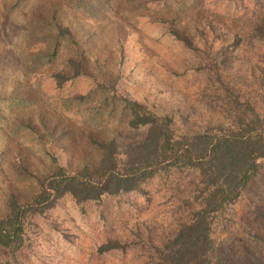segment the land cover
Segmentation results:
<instances>
[{"label": "rangeland", "instance_id": "obj_1", "mask_svg": "<svg viewBox=\"0 0 264 264\" xmlns=\"http://www.w3.org/2000/svg\"><path fill=\"white\" fill-rule=\"evenodd\" d=\"M222 83L264 119V0H0V219L60 170L98 167L102 144L142 141L127 101L179 126L184 111L188 126L233 122ZM199 180L169 170L140 193L65 196L30 221L19 252L0 248V264H157L156 247L199 209ZM211 230L215 264H264V172Z\"/></svg>", "mask_w": 264, "mask_h": 264}, {"label": "trees", "instance_id": "obj_2", "mask_svg": "<svg viewBox=\"0 0 264 264\" xmlns=\"http://www.w3.org/2000/svg\"><path fill=\"white\" fill-rule=\"evenodd\" d=\"M170 37L184 49L192 48L191 37L185 32L171 31ZM71 65L74 77L80 76L81 62L71 61ZM222 86L230 95L227 103L233 122L210 127L188 126L191 115L187 111L181 113L185 122H179V126L174 114L156 116L146 113L140 104L127 101L129 126L133 130L143 128L142 141L123 153H118L114 141L102 144L103 158L98 167L76 174L60 170L41 181L40 192L31 204L11 201L9 214L0 219V248L13 254L19 252L30 221L65 196L73 197L77 203L100 202L105 196L140 193L141 185L162 171H191L200 179L195 197L199 209L180 226L174 238L156 247L152 260L157 264H215L213 217L233 206L254 182L262 179L264 172V164L260 163L264 160V119L250 102H242L223 83Z\"/></svg>", "mask_w": 264, "mask_h": 264}]
</instances>
